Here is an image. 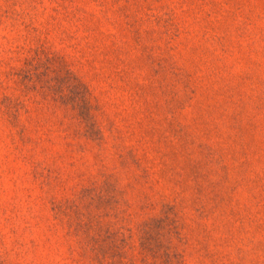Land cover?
I'll list each match as a JSON object with an SVG mask.
<instances>
[{
    "label": "rangeland",
    "instance_id": "1",
    "mask_svg": "<svg viewBox=\"0 0 264 264\" xmlns=\"http://www.w3.org/2000/svg\"><path fill=\"white\" fill-rule=\"evenodd\" d=\"M0 264H264V0H0Z\"/></svg>",
    "mask_w": 264,
    "mask_h": 264
}]
</instances>
